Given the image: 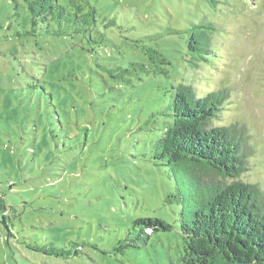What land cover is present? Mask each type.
Instances as JSON below:
<instances>
[{"label": "rangeland", "instance_id": "1", "mask_svg": "<svg viewBox=\"0 0 264 264\" xmlns=\"http://www.w3.org/2000/svg\"><path fill=\"white\" fill-rule=\"evenodd\" d=\"M57 1L96 10L90 38L55 21L34 31L25 0H0V264H179L182 207L172 197L189 187L152 161L162 114L178 84L228 91L213 124L244 129L240 179L264 193V0ZM198 25L212 55L196 66L186 43ZM141 45L166 56L167 76L122 83L102 69L143 61ZM148 219L171 229L119 250L137 234L133 222ZM24 244L79 248L63 260Z\"/></svg>", "mask_w": 264, "mask_h": 264}, {"label": "trees", "instance_id": "2", "mask_svg": "<svg viewBox=\"0 0 264 264\" xmlns=\"http://www.w3.org/2000/svg\"><path fill=\"white\" fill-rule=\"evenodd\" d=\"M215 7V0H205ZM33 29L39 22L55 21L72 26V34L90 38L97 26V12L88 2L73 4L72 12L57 0H25ZM206 27H193L187 40V52L196 66L208 63L212 51ZM211 32L214 31L209 26ZM35 33V32H34ZM56 35L65 36V30ZM211 35V33H210ZM93 41V39H92ZM98 44V42H95ZM143 61L129 62L126 68L107 69L110 76L122 83L142 74L168 75L169 60L159 50L138 46ZM199 93L191 86L172 87L170 104L162 114L168 119L154 146L152 161L170 170L172 178L188 185L186 194L173 196L182 207L180 237L183 251L179 264H264V193L256 184L240 177L248 168L251 147L244 129L236 125L219 126L218 120L230 95L225 89ZM217 178V180H215ZM169 202H171L169 200ZM0 212H6L0 196ZM137 234L124 247L153 232L169 231L170 225L158 219L136 220L132 224ZM27 249L56 259L67 260L78 254L79 246L71 249L24 244ZM8 246V245H7Z\"/></svg>", "mask_w": 264, "mask_h": 264}]
</instances>
